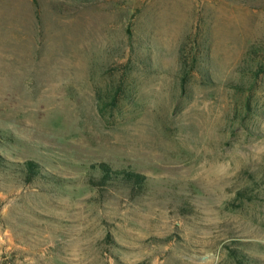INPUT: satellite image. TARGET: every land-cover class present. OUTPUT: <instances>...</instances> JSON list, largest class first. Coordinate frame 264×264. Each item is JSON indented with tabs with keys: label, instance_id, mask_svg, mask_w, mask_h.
Segmentation results:
<instances>
[{
	"label": "rangeland",
	"instance_id": "obj_1",
	"mask_svg": "<svg viewBox=\"0 0 264 264\" xmlns=\"http://www.w3.org/2000/svg\"><path fill=\"white\" fill-rule=\"evenodd\" d=\"M0 155V264H264V0H0Z\"/></svg>",
	"mask_w": 264,
	"mask_h": 264
},
{
	"label": "trees",
	"instance_id": "obj_2",
	"mask_svg": "<svg viewBox=\"0 0 264 264\" xmlns=\"http://www.w3.org/2000/svg\"><path fill=\"white\" fill-rule=\"evenodd\" d=\"M182 60L180 59V62ZM0 168L12 169L25 177V181L30 182L36 177H43L51 181H57L59 177L47 172L43 166L36 160L28 159L23 162L8 161L0 155ZM86 169L90 175L89 183L96 187H105L109 184H121L129 187L134 193H138L147 185L149 178L138 171L128 167L114 168L106 162H95L89 164ZM264 176V165L262 168ZM238 198H253L245 188L238 190ZM232 255L236 258L238 264H246L245 255L242 252L232 250Z\"/></svg>",
	"mask_w": 264,
	"mask_h": 264
}]
</instances>
